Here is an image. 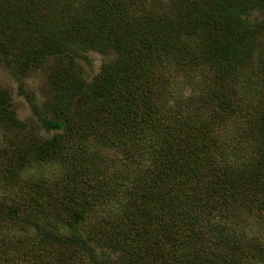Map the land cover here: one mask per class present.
Listing matches in <instances>:
<instances>
[{
    "label": "trees",
    "instance_id": "obj_1",
    "mask_svg": "<svg viewBox=\"0 0 264 264\" xmlns=\"http://www.w3.org/2000/svg\"><path fill=\"white\" fill-rule=\"evenodd\" d=\"M256 12L264 0H0L2 62L53 63L32 109L46 135L0 91V264H264ZM90 51L115 58L88 80ZM42 163L63 174L27 176Z\"/></svg>",
    "mask_w": 264,
    "mask_h": 264
},
{
    "label": "rangeland",
    "instance_id": "obj_2",
    "mask_svg": "<svg viewBox=\"0 0 264 264\" xmlns=\"http://www.w3.org/2000/svg\"><path fill=\"white\" fill-rule=\"evenodd\" d=\"M255 18L264 17V12H256ZM26 44L21 46V49L30 48V42L26 39H19L17 44ZM115 58V53L107 51L99 53L90 51L83 54L80 58V67L88 80L96 76L103 65ZM53 63L46 61L39 69H33L26 74L16 75L14 71L0 59V91H6L11 96L18 123L21 124L20 129H24L40 135H46V132L39 128V123L35 120L33 107L42 110L45 103L50 101L51 93L48 88L49 70ZM31 125H34L33 127ZM39 129H41L39 131ZM4 146V136L0 127V151ZM64 168L60 164H39L29 169L28 177H40L46 179H56L57 176L63 174Z\"/></svg>",
    "mask_w": 264,
    "mask_h": 264
}]
</instances>
